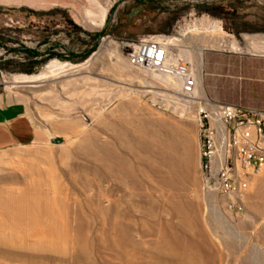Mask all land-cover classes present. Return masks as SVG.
Segmentation results:
<instances>
[{"label": "rangeland", "instance_id": "374dc122", "mask_svg": "<svg viewBox=\"0 0 264 264\" xmlns=\"http://www.w3.org/2000/svg\"><path fill=\"white\" fill-rule=\"evenodd\" d=\"M55 4L65 6L87 34L69 25L60 13L33 12ZM147 4L156 8L157 21L172 20L164 39L171 43L172 56L193 66L204 91L199 98L258 106L257 98L264 96V55L254 52L245 36L264 35V0H0V34L12 40L7 41L12 48H35L47 37L72 48H77L79 39H87L90 48L91 35L102 30L115 7L107 34L86 60L51 58L32 73L45 72L35 81L17 82L18 74L27 73L0 69V99L26 104L44 136L42 141L0 151V172L18 173L22 181L0 183V189L25 187L21 173L33 158L58 156L63 164L57 159L53 169L67 195L74 234H84L87 239L83 228L88 229L93 246L89 249L91 259L85 251L75 264H150L144 254L155 243L152 235L164 226L179 234L185 250L190 249L197 258H212V264H264V167L251 181L241 206L230 207L226 198L207 190L200 165L196 117L200 107L174 102L179 89L171 76L137 68L128 61L132 41L124 37L145 22ZM140 7V16L131 17ZM47 48L39 47L41 51ZM1 58L14 63L27 60L26 53L8 52L3 47ZM125 121L142 126L147 140L155 139L152 133L157 132L169 178L187 179L194 190L164 188L146 175L144 189L137 190L129 182L106 179L93 154L79 150L66 159L67 151L75 150L89 134L115 141L112 128L115 131ZM184 168L189 170L183 173ZM178 201L187 212L186 221L174 209ZM97 204L109 213L101 215ZM114 220L127 229L140 258L131 261L110 248L97 251L96 236ZM23 251L0 247V261H10L2 258L3 253Z\"/></svg>", "mask_w": 264, "mask_h": 264}, {"label": "bare ground", "instance_id": "6f19581e", "mask_svg": "<svg viewBox=\"0 0 264 264\" xmlns=\"http://www.w3.org/2000/svg\"><path fill=\"white\" fill-rule=\"evenodd\" d=\"M167 43L170 51L171 43L169 41ZM249 44L255 51L264 52V39L261 37H251ZM170 59L176 58L171 55ZM129 62L137 66L134 61ZM52 64L51 61L47 67ZM44 74V71L32 75L18 74L16 81H35L41 79ZM171 77L177 81L176 89H180V81L173 76ZM200 83L198 80L197 95L201 89ZM183 106L187 107V105ZM198 116H202V107L198 110ZM120 125V128L115 131L112 128V137L115 141H110L104 135L89 134L75 150L67 151L66 159L70 160L75 157L79 150L86 154H93L95 158H99L106 179L114 177L117 181L129 182L137 190L144 189L141 186L145 182V175L149 176L153 183L164 188L172 187L184 190L186 187L187 190H194L192 185L188 184L187 179L182 180L184 181L182 182L169 178L164 150L162 151L164 147L157 139V132L153 130L152 136L155 139L150 141L146 138V132L141 131L142 126L139 127L129 121L122 122ZM57 159L61 160L58 156L56 158L45 154L33 158L27 162L24 171L21 173L24 176L25 187L8 191L0 189V247L25 249V252L20 253H3L2 258L13 262L4 260L0 261V264H23L25 262L75 264L78 256L83 255L85 251H87V258L91 259L89 249L93 250V246L90 243L88 229L83 228L87 232V239L84 234H74L70 206L65 203L67 195L63 192L64 189L59 182L57 171L53 169L57 165ZM133 159L137 161L134 162ZM61 162L63 164L62 160ZM183 170L184 173L189 169L184 168ZM20 181L18 173L0 172V183H21L22 181ZM95 206L101 215L106 216L109 213L103 205L97 204ZM174 209L186 221L187 212L181 201L174 205ZM187 222L191 226L193 225L191 221ZM112 223L109 224L110 226L103 234L96 236L97 251L103 253L110 248V250L113 249L111 251H116L131 261L140 258L141 256L135 250L133 238L126 234L127 229L119 226L117 220L112 221ZM158 231L156 235H152L155 237V239L153 238L155 240L153 247L148 249L145 254L143 253L150 264H212V258H197L193 251L185 250V243L173 228L164 226ZM168 258L171 260L169 261Z\"/></svg>", "mask_w": 264, "mask_h": 264}, {"label": "built area", "instance_id": "2783aa9c", "mask_svg": "<svg viewBox=\"0 0 264 264\" xmlns=\"http://www.w3.org/2000/svg\"><path fill=\"white\" fill-rule=\"evenodd\" d=\"M164 35H145L131 43L128 61L180 81L174 102L202 107L196 116L204 187L241 206L254 176L264 167V110L254 106L204 100L197 96V74L190 62L171 60Z\"/></svg>", "mask_w": 264, "mask_h": 264}, {"label": "crops", "instance_id": "0c3cea01", "mask_svg": "<svg viewBox=\"0 0 264 264\" xmlns=\"http://www.w3.org/2000/svg\"><path fill=\"white\" fill-rule=\"evenodd\" d=\"M57 6L67 9L65 6L55 4L50 7L42 8V10H51ZM141 10H143V7L132 11L131 17L135 18L140 16ZM143 13L146 15L143 16L145 22L136 32H133V34L128 37H124L128 41H132L130 43L137 42L145 35H163L170 28L172 20L170 18H165L164 20L161 19L157 21V10L150 4L146 5V10H144ZM253 36H259L261 39H264V35L262 34L246 35L245 39L249 46V39ZM232 46L233 49H237V46ZM251 49L258 54L264 55V52L255 51L252 47ZM200 88L199 95H202V87ZM257 99L259 100V104L254 107L264 110V96ZM43 138V133H41L33 116L29 114L26 104L22 102H5L0 99V151L42 141Z\"/></svg>", "mask_w": 264, "mask_h": 264}, {"label": "trees", "instance_id": "16d2710c", "mask_svg": "<svg viewBox=\"0 0 264 264\" xmlns=\"http://www.w3.org/2000/svg\"><path fill=\"white\" fill-rule=\"evenodd\" d=\"M25 8V7H21ZM3 9V7L0 6V10ZM115 7H113L110 11V15L108 16L106 20L105 26L102 28L101 31L96 32L95 34L91 35V39L89 41L92 42V46L90 48H87V39L86 40H80V43L76 45L77 48H72L69 45L60 42V41H52L49 37H47L44 40H41L38 42V46L35 48H28L25 46H22L21 48H12L7 46V41H12L7 38H5L2 34H0V47L6 48L9 51H21L26 53L27 60L24 62H18L14 63L11 60L7 59H0V69L4 70H11V71H18L23 72L27 74H32L33 72L37 71L43 64H45L49 59L51 58H59L60 60L65 61H72V62H78V61H84L86 60L97 48V43L100 41L102 37H104L107 34V27L108 24L111 21V14L113 13ZM206 12H210L211 10L205 9ZM35 14H49V13H60L65 21L79 29L80 31H83L87 34L86 31H84L80 26H78L75 22V20L71 17V15L68 13L67 9L62 7H55L51 10H40V11H33ZM47 45L48 48L45 51H41L39 49L40 46ZM83 45V46H82ZM46 55V58L44 56ZM14 63V64H13Z\"/></svg>", "mask_w": 264, "mask_h": 264}]
</instances>
